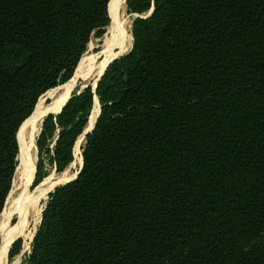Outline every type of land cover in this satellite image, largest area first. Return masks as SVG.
<instances>
[{"label": "trees", "instance_id": "trees-1", "mask_svg": "<svg viewBox=\"0 0 264 264\" xmlns=\"http://www.w3.org/2000/svg\"><path fill=\"white\" fill-rule=\"evenodd\" d=\"M125 2L152 8L130 50L42 121L34 185L75 159L98 99L81 170L49 193L24 264H264V0ZM114 4L0 0V212L19 126Z\"/></svg>", "mask_w": 264, "mask_h": 264}, {"label": "bare ground", "instance_id": "bare-ground-1", "mask_svg": "<svg viewBox=\"0 0 264 264\" xmlns=\"http://www.w3.org/2000/svg\"><path fill=\"white\" fill-rule=\"evenodd\" d=\"M124 4L125 0H115L113 17L110 25L107 27V34H105L103 38L102 51L97 54L96 57L97 59H101L100 62L97 63L98 65L96 67L94 65L90 66L86 63V58L83 57L80 62V67L78 68V74L76 76L74 75V78L66 84L53 88L46 93L47 95H51L58 90H62V95L59 98L56 97L58 99L49 105H44L42 101L38 102L33 113L27 120H25L20 129V151L17 156L18 165L16 167L12 186L7 196L5 206L0 213V264H8L7 251L11 245L10 243H12L11 240H14V238L21 235L24 237L26 235V229L34 224V222L36 223V218L40 212V205L38 204L39 196L46 191L51 190L53 186L68 181L74 176V174L66 171V173H63L56 179H45L39 184L35 192H30L28 187L32 182L35 170V132L37 131L36 129L40 127L41 120L45 114L49 111H57L63 104L65 99L70 95L79 76L85 75L92 78V80H90V86L93 87L108 62L115 57V55L123 53L130 45H132V36L128 31L126 20L121 18L119 14L120 10L123 9ZM117 36H120L121 39L120 47L118 49L114 48ZM95 102L97 101L95 100ZM96 112L98 113L97 106L93 107L91 111L86 129H90L92 124H94L96 119L95 115L97 116ZM33 124L39 127H34ZM28 125H32V130L30 135L27 134L26 136L25 129ZM79 141L80 140L78 139L76 148ZM81 159L80 152L76 150V161H78V165L82 163ZM14 219L17 220L15 223L12 222ZM17 262L18 261L15 260L11 264H16Z\"/></svg>", "mask_w": 264, "mask_h": 264}, {"label": "rangeland", "instance_id": "rangeland-1", "mask_svg": "<svg viewBox=\"0 0 264 264\" xmlns=\"http://www.w3.org/2000/svg\"><path fill=\"white\" fill-rule=\"evenodd\" d=\"M114 9H115V4H114ZM149 12V11H148ZM148 12L147 13H144V14H138V13H133V12H130L129 10H128V8H127V5H126V2H125V4H124V7H123V9L122 10H120V12H119V14H120V16H121V18H123V19H125L126 20V23H127V28H128V31H129V33L131 34V27H132V22H133V20L136 18V17H138V16H142V17H145V16H148ZM114 13V12H113ZM111 23V22H110ZM110 23H109V25H110ZM129 23V24H128ZM108 27V26H107ZM107 27L105 28V32H104V34L102 35V36H100V37H96V36H92L91 38H90V40H89V42L87 43V47H86V50L84 51V53L82 54V56H81V58H80V61L78 62L79 63V65H78V67H77V69H76V72H75V76L78 74V68L80 67V62H81V59L83 58V57H85L86 58V63H88L90 66H97L98 64L97 63H99L100 62V58L99 59H97L96 57H97V54H99L101 51H102V42H103V38H104V36H105V34H107ZM131 36H132V34H131ZM102 38V39H101ZM117 39V40H116ZM116 39H115V43H114V48H116L117 47V49L120 47V42H121V39H120V36H117L116 37ZM117 42H118V44H117ZM117 44V45H116ZM130 48H131V45L128 47V49L126 50V51H124L123 53H120L119 55H115V56H117V57H119V56H122V55H124L125 53H127L129 50H130ZM72 76L69 80H67L65 83H63V84H60V85H57L56 87H58V86H62V85H64V84H66L68 81H70L72 78H74L75 76ZM88 76H85V75H81V76H79V78H77V81H76V83H75V86H74V88L72 89V91H71V93L73 92V91H75L77 88H79V89H83V88H81L83 85H86V84H89V85H91V81L90 80H92V78H90V77H88ZM56 87H54V88H56ZM53 89V88H52ZM51 90V89H50ZM49 91V90H48ZM62 90H58L57 92H54L53 94H51V95H47L46 94V92H44L42 95H40L39 96V98H38V100H37V103L38 102H40V101H42V103L44 104V105H49V104H51L52 102H54V101H56L62 94ZM70 93V94H71ZM56 95V96H55ZM56 97H58V98H56ZM37 103H36V105H37ZM94 103L95 104H93L94 106L93 107H98V104H97V102H95L94 101ZM36 107V106H35ZM61 107V106H60ZM59 107V108H60ZM92 107V108H93ZM58 108V109H59ZM35 109V108H34ZM34 111V110H33ZM92 111V110H91ZM32 114V113H31ZM30 114V115H31ZM91 114V113H90ZM24 122V121H23ZM22 122V123H23ZM22 123H21V125H22ZM41 124L42 123H40V127L38 128L35 124H33L34 125V127H37L38 129H36L37 131L35 132V146H36V139H37V136L39 135V132H40V130H41ZM20 125V126H21ZM20 126H19V129H20ZM29 126V127H28ZM27 126V128L25 129V135L27 136V134L28 135H30V133H31V130H32V128H31V126L32 125H28ZM87 126V125H86ZM86 128V127H85ZM19 129H18V131H17V133L19 132V134H20V131H19ZM16 138H17V135H16ZM78 139L80 140L79 141V143H78V146H77V150L80 152V155H81V152H82V146H83V144H84V141H85V136L83 135V133L77 138V141H78ZM19 141H20V135H19ZM77 141L75 142V146H74V152H75V147H76V145H77ZM17 142H18V139H17ZM18 149H19V144H18ZM19 151H20V149H19ZM74 152H73V155H74ZM18 154H19V152H18ZM18 154H17V156H18ZM16 159H17V157H16ZM36 161H37V148H36V150H35V167H36ZM77 162L78 161H76V157H75V159H73V161L68 165V167H66L63 171H61V172H56L55 170H54V168H52V167H50L49 165H46V169H47V174H46V176H44V178L41 180V181H39L37 184H33V182H32V185H31V190H33L35 187V190L34 191H31L30 189V192H35L36 191V189H37V187L39 186V184H41V182H43L45 179H56L57 177H59V176H61L63 173H66V171L68 172V173H71V174H74V176H75V174H76V172L78 171V169H79V165L77 164ZM17 165H18V159H17ZM17 165H16V167H17ZM16 171V170H15ZM15 174V173H14ZM73 176V177H74ZM14 177V176H13ZM72 177V178H73ZM13 180V179H12ZM70 180V179H69ZM68 180V181H69ZM34 181V180H33ZM67 181H65V182H63V183H60V184H57V185H55V186H53L52 188H51V190H48V191H46L45 193H43L41 196H39V198H38V204L40 205V212H39V215L37 216V218H36V223L34 222V224H32V225H30L27 229H26V235L24 236V237H22V235L21 236H19V237H21L20 239H21V246H20V249H19V251L16 253V254H14V255H12L11 257H9V255H8V252L9 251H7V255H8V257H7V263L8 264H11V263H13L15 260H17L18 262L16 263V264H24V262L27 260V258H28V256H29V254H30V252H31V242H32V237H34L33 236V234H34V232H35V230H37V227H38V225L40 224V222H41V217H42V211L44 210V208H45V206H46V203H47V200H48V195H49V193L50 192H52L53 190H54V188L55 187H57V186H59V185H62V184H64V183H66ZM12 186V185H11ZM29 188V187H28ZM9 194V193H8ZM5 203H6V201H5ZM4 206H5V204H4ZM4 208V207H3ZM3 210V209H2ZM2 210H1V212H2ZM0 212V213H1ZM17 220H13L12 222L13 223H15ZM33 229V230H32ZM36 233V232H35ZM32 235V236H31ZM35 235V234H34ZM17 238V237H16ZM16 238H14V239H16ZM32 239V240H31ZM13 240V239H12ZM12 240H11V242H12ZM11 244V243H10ZM10 247V246H9Z\"/></svg>", "mask_w": 264, "mask_h": 264}, {"label": "water", "instance_id": "water-1", "mask_svg": "<svg viewBox=\"0 0 264 264\" xmlns=\"http://www.w3.org/2000/svg\"><path fill=\"white\" fill-rule=\"evenodd\" d=\"M151 11H152V8L149 10V12H148V15L151 13ZM132 46V45H131ZM117 58V56H115V57H113L109 62H108V64L106 65V67H105V69L103 70V72L101 73V75L97 78V82H98V80L102 77V75H103V73L105 72V70H106V68L108 67V65L113 61V60H115ZM75 70H76V68H75ZM75 73V72H74ZM74 75V74H73ZM97 82L95 83V85L92 87V89H93V91L95 90V88H96V84H97ZM89 84H86V85H83L81 88H86L87 86H88ZM71 96V94L65 99V101L63 102V104L61 105V107L57 110V111H49V112H47L46 114H45V116H47L48 114H51V113H58L60 110H61V108H62V106L65 104V102L68 100V98ZM97 101V103H98V99H97V97L95 96V99H94V101ZM36 106V105H35ZM99 103H98V113H97V116H98V114H99ZM44 116V117H45ZM97 116H96V119H97ZM44 117L42 118V120H41V123H42V121H43V119H44ZM96 119H95V121H96ZM95 121H94V124H95ZM94 124L92 125V127L90 128V129H84V131H83V135L85 136L86 134H88L92 129H93V127H94ZM81 158H82V152H81ZM81 167H82V163H81V165H80V167H79V169H78V171L76 172V174H75V176L73 177V178H71L70 180H72V179H74L77 175H78V173L80 172V170H81ZM35 170H36V167H35ZM34 177H35V171H34V175H33V179H32V182H33V180H34ZM69 180V181H70ZM32 182H31V184H30V186H29V189L31 190V185H32ZM68 182V181H67ZM36 188V187H35ZM35 188L33 189V190H31V191H34L35 190ZM7 198V197H6ZM6 201V200H5ZM5 204V203H4ZM4 207V206H3ZM35 232H36V230H35ZM35 232H34V234H35ZM34 234H33V236H34ZM18 239H20V237H17L16 239H14L13 241H12V243H11V245L13 244V242H15L16 240H18ZM32 239H33V237H32ZM31 239V240H32ZM11 245H10V247H11ZM10 247H9V249H10ZM9 249H8V251H9Z\"/></svg>", "mask_w": 264, "mask_h": 264}]
</instances>
